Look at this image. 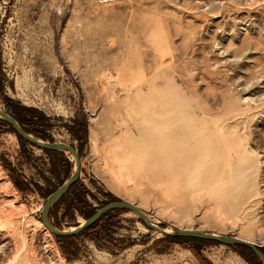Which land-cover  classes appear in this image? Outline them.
<instances>
[{
	"label": "rangeland",
	"instance_id": "374dc122",
	"mask_svg": "<svg viewBox=\"0 0 264 264\" xmlns=\"http://www.w3.org/2000/svg\"><path fill=\"white\" fill-rule=\"evenodd\" d=\"M0 25V110L79 154L55 227L124 200L264 251V0H0ZM1 119L0 264H251L121 208L60 242L42 211L76 158Z\"/></svg>",
	"mask_w": 264,
	"mask_h": 264
},
{
	"label": "water",
	"instance_id": "95a60500",
	"mask_svg": "<svg viewBox=\"0 0 264 264\" xmlns=\"http://www.w3.org/2000/svg\"><path fill=\"white\" fill-rule=\"evenodd\" d=\"M0 33H1V25H0ZM0 117L3 118L11 127L16 135L28 142L30 145L40 148L41 150H60V151H69L71 152L77 161V170L70 176V178L58 189L52 192L43 207L42 211V222L48 227L49 231L54 234L55 236H73L76 234L81 233L91 225H93L103 214L106 212L121 208L127 211L134 213L141 222H143L149 229H153L159 233H163L165 236L170 235L174 237H192L197 238L205 241H210L212 243L224 244L227 246H234V245H242L246 246L253 251V253L262 261L264 264V252L259 248V246L250 243L248 241H243L231 236L217 234V233H208L202 231H191V230H181L174 228L172 232H168L165 229H162L157 223L150 220L145 212H143L139 207L136 205L129 203L124 200H116L110 202L100 209H98L91 217L85 220L83 224H80L77 227H74L72 230H60L55 227L49 218L50 209L53 204L62 198L69 188L78 181V167H79V154L75 151V149L67 144L58 143V142H45L34 137L32 134L27 133L17 122V120L8 113L3 112L0 110Z\"/></svg>",
	"mask_w": 264,
	"mask_h": 264
},
{
	"label": "trees",
	"instance_id": "16d2710c",
	"mask_svg": "<svg viewBox=\"0 0 264 264\" xmlns=\"http://www.w3.org/2000/svg\"><path fill=\"white\" fill-rule=\"evenodd\" d=\"M12 116V115H11ZM15 118V117H14ZM16 119V118H15ZM17 120V119H16ZM1 121L4 123V124H6V125H9L4 119H1ZM18 122V121H17ZM19 123V122H18ZM19 125L27 132V133H31L34 137H38L39 136V134L35 131V130H28V129H26V128H24V126H22L20 123H19ZM12 130V129H11ZM13 131V130H12ZM20 140L21 141H23V142H25L26 144H29L28 142H26L25 140H23V139H21L20 138ZM43 151H45L46 153H52V152H54L55 150H43ZM75 184H76V182L69 188V190L66 192V194L62 197V198H60L58 201H56L54 204H53V206L51 207V209H50V216H52L53 215V209H54V205L55 204H57L58 202H60V201H64V200H68V199H72L73 198V196H74V187H75ZM69 207L71 208V209H75V204L74 203H72V204H70L69 205ZM115 211V209L114 210H110V211H108V212H106L105 214H103L93 225H91L90 227H88L87 229H85L84 231H82V232H85V231H89V230H92V229H94V228H96L97 226H98V224L103 220V219H105L106 217H108L111 213H113ZM93 215V214H92ZM91 215V216H92ZM90 216V217H91ZM89 218V217H88ZM87 218V219H88ZM81 232V233H82ZM80 234V233H79ZM79 234H76V235H73V236H56L57 237V239L60 241V242H66V241H68V240H71L72 238H74V237H76L77 235H79ZM179 238H187L186 240H190V241H192L193 243H197V244H199V243H202L204 240H201V239H197V238H192V237H174V236H170V235H167V236H165V239L166 240H169V241H172V240H177V239H179ZM182 239V240H183ZM232 247H234L237 251H239L241 254H242V256L248 261V262H250L251 264H263L262 263V261L253 253V251L251 250V249H249L248 247H246V246H242V245H234V246H232ZM261 250H262V248L261 247H259ZM263 251V250H262ZM264 252V251H263Z\"/></svg>",
	"mask_w": 264,
	"mask_h": 264
},
{
	"label": "bare ground",
	"instance_id": "6f19581e",
	"mask_svg": "<svg viewBox=\"0 0 264 264\" xmlns=\"http://www.w3.org/2000/svg\"><path fill=\"white\" fill-rule=\"evenodd\" d=\"M49 215H50V213H49ZM147 217L150 219V220H152L148 215H147ZM50 218V217H49ZM153 221V220H152ZM154 222V221H153ZM43 223V222H42ZM83 224V223H82ZM43 225L46 227L45 229H47L48 231H49V229H48V227L43 223ZM72 230V229H71ZM166 231H168V232H171V230H166ZM186 231H188V230H186ZM50 232V231H49Z\"/></svg>",
	"mask_w": 264,
	"mask_h": 264
}]
</instances>
